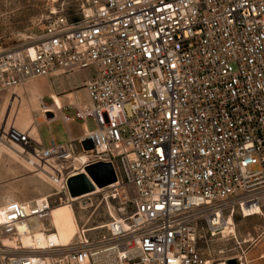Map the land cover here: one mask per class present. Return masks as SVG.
Instances as JSON below:
<instances>
[{"label": "built area", "instance_id": "1", "mask_svg": "<svg viewBox=\"0 0 264 264\" xmlns=\"http://www.w3.org/2000/svg\"><path fill=\"white\" fill-rule=\"evenodd\" d=\"M25 40L0 52V93L91 69L86 101L68 105L94 128L48 147L15 128L0 132L58 187L0 207V264H206L199 244L239 245L224 235L228 220L264 208V0H75L71 16L50 13ZM38 109L54 117L45 103ZM96 163L111 168L102 200L119 217L84 227L77 216L68 245L40 247L35 225L55 232L50 210L69 202L65 181L81 173L94 189L84 168ZM91 192L69 203L83 211ZM241 256L222 264H244Z\"/></svg>", "mask_w": 264, "mask_h": 264}, {"label": "rangeland", "instance_id": "2", "mask_svg": "<svg viewBox=\"0 0 264 264\" xmlns=\"http://www.w3.org/2000/svg\"><path fill=\"white\" fill-rule=\"evenodd\" d=\"M74 7L75 0H0V52L15 47L13 40L18 35L24 34L25 38L36 37L42 29L44 20L50 13L62 12L71 16L74 12ZM92 74L91 69H85L76 75L77 79L86 80ZM52 77L54 78V76ZM60 77L62 76H56L55 78ZM42 82H44V79L38 78L25 83L23 86L0 93V132L7 128H15L20 132H27L30 138L37 141L42 140L44 147L49 145L50 138L55 144L67 140L65 129L59 120L51 121L46 118L43 124H38L34 120L37 116L35 111L38 106L37 98L38 101L40 97L45 98V85ZM78 96L77 101L79 103L86 101L84 89L79 91ZM13 101H15L14 106L11 107L10 105ZM44 101L48 103L47 100L44 99ZM67 107L72 109V106ZM31 120L32 124H30ZM74 122L81 124L79 121ZM29 124L32 125L35 133H31L30 129L25 130ZM75 125L71 122L68 126L72 134L80 131L79 126ZM86 127L88 130L94 128L90 122L87 123ZM6 143V145L0 144V207L9 200H16L24 204L31 200L45 198L58 190V187L50 184L46 177L32 173V170L18 157L21 152L19 146L11 145L10 142ZM84 149L90 151L88 150L90 145H85ZM80 154H75V156L77 157ZM105 190L103 188L99 192L100 194L97 193V195L92 196L91 205L85 207L83 211L77 210L76 202L70 204L69 202L76 201H72L70 198L68 199L69 202L51 208L52 223L60 241V246L68 245L76 232L79 231V224H77L75 218L77 216L87 221L84 227L105 223L109 220L108 215L110 214L115 219L119 217L115 210L111 208L113 202L108 200V202H104L102 200V197L107 196V191L105 192ZM58 195L64 199L65 195L62 193ZM126 211H128V208H126ZM261 213V216L250 218L234 216L232 219V227L236 239L239 241L241 239L248 240L247 244L243 246L245 247L244 249L256 248L257 237L264 227V212L262 211ZM34 231H37V229ZM199 247L205 256L206 254L209 255L206 259L212 255L216 256L219 250L222 252L231 250V245L226 244L223 239L213 244H211V241L201 243ZM260 250L264 251V245Z\"/></svg>", "mask_w": 264, "mask_h": 264}, {"label": "crops", "instance_id": "3", "mask_svg": "<svg viewBox=\"0 0 264 264\" xmlns=\"http://www.w3.org/2000/svg\"><path fill=\"white\" fill-rule=\"evenodd\" d=\"M77 73H79V72L61 75L62 77L57 78V79L55 78L56 76H54V78L52 76L43 78L44 82H42V83H43V85H45V90H44V97L45 98L44 99L47 100L48 103H45L43 97H40L39 101L37 98V102H38V105L40 103H45L47 105V110L50 112V114H47V115L50 116L51 113L54 115V117L50 119L51 121L52 120H59L60 121V114H66V113L71 112V109H69L67 107V106H69L68 104L73 102V101L78 102L77 101V98L79 97L78 93L81 89H83L82 83H83L84 79H82V80L77 79V75H76ZM36 79H38V78H36ZM33 80H35V79H33ZM33 80H31V81H33ZM16 99H18V98H16ZM14 102L15 101H13L11 103V107L14 106ZM35 111H36L37 116L34 120L36 122H38V124H43L46 119L43 118L42 113L38 109V106H37V109ZM87 123L88 122H86L84 124H79L77 122H72V124H76L80 128L79 133L77 132L74 134L71 133V131L68 127L70 123L67 124L66 127H64V126L63 127L65 129L66 135H68L71 139L75 140L82 135V130H87V127H86ZM30 124H32V120L30 121ZM30 124L26 126L25 130L30 129L31 133H35L34 128ZM37 136H39V135L37 134ZM39 138H40V136H39ZM50 140H51V138H50ZM39 143L41 145H43V147H44V143L42 142V140H39ZM61 143H63V142H61ZM57 144H60V143H57ZM49 145H50V142H49ZM48 146H46V147H48ZM262 211L264 212V208L262 209ZM261 215H262V213L257 214V215L246 216L243 218H250V217H256V216H261ZM262 230L263 231L257 237V241L255 244L256 248L244 249L245 247H243V246L245 244H247V241H248L245 239L239 238V239H241L239 241L235 237L236 241L239 244L238 246L235 244V242L233 240L227 239L224 242L228 245H231V250H227L226 252H222L221 254L217 253L216 256L212 255L210 258L207 259V260H209L208 262H210L212 264H222V262H224L226 256H228V255L240 256V252H241L242 253L241 261L244 264H264V251L260 250V248L264 245V227L262 228ZM233 233H234V231H233ZM208 256L209 255L206 254V257H208Z\"/></svg>", "mask_w": 264, "mask_h": 264}, {"label": "bare ground", "instance_id": "4", "mask_svg": "<svg viewBox=\"0 0 264 264\" xmlns=\"http://www.w3.org/2000/svg\"><path fill=\"white\" fill-rule=\"evenodd\" d=\"M24 35V34H23ZM23 35H18V36H16L15 38H14V40H13V42L15 43V47L17 46H20L22 43H24L26 40V38L23 36ZM26 36V35H25ZM11 42H12V40H11ZM13 96V95H12ZM15 98H16V96H15ZM11 106V105H10ZM83 115L81 114V111H80V108L79 107H76L75 108V113H72L71 115H68V116H66V118L69 120V121H71V122H74L75 120H80V118L82 117ZM0 144H4V145H6L7 143L6 142H1L0 141ZM10 144L12 145H17V144H15V143H12V142H10ZM18 146V145H17ZM18 157L24 162V160H23V158L18 154ZM76 158V160H77V162L78 163H84L85 162V160H86V156L84 155V154H80V155H78L77 157H75ZM25 163V162H24ZM27 166V165H26ZM36 174H40V175H42V176H44L42 173H36ZM45 177V176H44ZM94 191L93 192H91V193H89V194H91V195H96L97 193H99V192H101L102 190H103V188H105V189H109V188H111L112 186H114V185H106V187H97L95 184H94ZM100 194V193H99ZM78 198H80V197H76V198H73V197H70V199L72 200V201H74V200H77ZM38 200V199H37ZM26 203H24V204H21V205H25ZM87 206H89V205H87ZM86 206V207H87ZM110 216H112L113 218H114V216L112 215V214H110ZM50 225L54 228V226H53V223H52V218H51V211H50ZM228 224H229V226H227L226 228H225V230H224V233H226L227 231L228 232H231L232 234H234L233 233V222H232V220H228ZM35 229H37V231H34L33 232V237L37 240V242H38V245L40 246V247H43V246H45V245H48V244H51V245H53L54 244V246H60L61 244H60V241H59V239H58V236H57V234L54 232V233H49V234H45V233H43L42 231H41V228H43V226H41V225H35ZM27 230V228H26V226H24V225H20L19 227H18V231L19 232H21V233H23V232H25ZM54 230H55V228H54ZM21 240H22V242L24 243V244H29V239L27 238V236L25 235V234H22V238H21ZM30 259H33V258H30ZM206 264H212V263H210V262H206Z\"/></svg>", "mask_w": 264, "mask_h": 264}, {"label": "water", "instance_id": "5", "mask_svg": "<svg viewBox=\"0 0 264 264\" xmlns=\"http://www.w3.org/2000/svg\"><path fill=\"white\" fill-rule=\"evenodd\" d=\"M84 172L91 178L97 187L106 186L114 182L113 173L109 164L96 163L84 168ZM67 194L69 197H76L93 190L83 174H76L65 181ZM233 260H228L225 264H234Z\"/></svg>", "mask_w": 264, "mask_h": 264}]
</instances>
